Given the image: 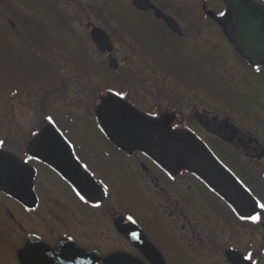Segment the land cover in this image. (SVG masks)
<instances>
[{"label": "flooded vegetation", "instance_id": "obj_1", "mask_svg": "<svg viewBox=\"0 0 264 264\" xmlns=\"http://www.w3.org/2000/svg\"><path fill=\"white\" fill-rule=\"evenodd\" d=\"M58 1H47L49 8ZM60 1L70 10L69 29L88 34L89 43L77 35L84 54L57 41L47 24L6 17L1 25L9 31L1 70L24 87L3 88L0 105H27L40 119L26 135L24 122L5 121L0 140L21 161L36 153L35 136L61 96L90 119H53L62 139L52 136L59 147L51 154L64 162L66 179L39 159L26 164L33 171L30 204L0 190V264H264V219L241 220L242 212L197 175L121 148L94 118L111 93L123 91L122 101L138 114L195 138L264 202V66L228 39L217 21L223 2L149 0L155 11L132 0ZM124 10L132 13L128 22ZM96 30L108 34L110 52L96 48ZM100 57L117 65L110 86ZM249 252L252 261L243 259Z\"/></svg>", "mask_w": 264, "mask_h": 264}, {"label": "water", "instance_id": "obj_2", "mask_svg": "<svg viewBox=\"0 0 264 264\" xmlns=\"http://www.w3.org/2000/svg\"><path fill=\"white\" fill-rule=\"evenodd\" d=\"M146 1V3H142ZM226 12L218 22L229 39L250 62L264 65V7L251 0H222ZM137 8H154L148 0H133ZM161 15V14H159ZM169 24L168 18H165ZM92 39L102 51L110 50L107 35L93 32ZM111 68H116L113 62ZM100 112V118L108 136L124 149L139 148L148 152L167 168H184L192 171L214 187L242 212H250L252 199L215 162L209 154L190 136L172 133L164 125L148 122L124 103L110 99ZM51 127L43 128L36 141L47 143L56 136ZM58 139V138H56ZM40 159L51 164L67 177L64 162L52 150H37ZM64 160V159H63ZM31 172L18 159L0 150V189L12 197L29 204ZM80 190V184H75ZM247 205V206H246Z\"/></svg>", "mask_w": 264, "mask_h": 264}, {"label": "rangeland", "instance_id": "obj_3", "mask_svg": "<svg viewBox=\"0 0 264 264\" xmlns=\"http://www.w3.org/2000/svg\"><path fill=\"white\" fill-rule=\"evenodd\" d=\"M52 1V0H47ZM187 0H183L185 2ZM187 3V2H186ZM185 3V4H186ZM55 6L56 9L49 8L46 0H3L0 3V45L4 40H7V35L9 31L5 30L1 27L2 24L6 23V17H9L11 22L13 23H28L32 24L43 23L49 25L47 28L50 30V34L54 36L57 41H60L64 46L68 47L72 52L80 55L84 54L83 49L81 48V44L79 43L78 36L86 34V41L88 42V34L80 31H73L69 29L67 26L66 18H70V10L66 4V2L58 1ZM3 8H6V14H2L4 12ZM15 11V12H14ZM126 15V22L131 17V12L124 10ZM89 43V42H88ZM86 49H90L87 45ZM102 60V69L105 82L112 81L114 74L110 68H108V63L106 57H100ZM1 67L4 68V65L0 64V97L2 93V89H19L21 90L24 86L21 85L20 81L14 78H10L7 73L4 72V69L1 70ZM19 73H24L22 70H18ZM26 91L28 88H25ZM1 100V98H0ZM55 101V99H54ZM51 102L52 107L50 108L51 117L55 120L61 119H75L77 116V120L85 121L89 120L90 116L84 115L83 112L78 111L64 101V96H61L60 99H56L55 102ZM1 102V101H0ZM40 113L37 114L31 107L27 105H22L20 107H16L11 110L9 108H4L0 105V125L2 123H6L5 121H22L26 128H22L21 130L24 132V135L28 131H31L34 126L38 125L37 120L40 119ZM64 114H68L67 117L64 118ZM92 114V112H91Z\"/></svg>", "mask_w": 264, "mask_h": 264}, {"label": "snow or ice", "instance_id": "obj_4", "mask_svg": "<svg viewBox=\"0 0 264 264\" xmlns=\"http://www.w3.org/2000/svg\"><path fill=\"white\" fill-rule=\"evenodd\" d=\"M260 69L258 68L257 71H259ZM109 92H112V89H109ZM113 96L114 97H118L120 98V100H123L125 98V94L123 91H115L113 92ZM104 103L110 104L112 103V101L110 100H105ZM47 120L50 124H54L53 118L51 116L47 117ZM60 136L62 137V133L60 134ZM4 146V141L0 140V148H3ZM39 150H52L55 151L59 145L56 143V140L53 139L47 143H38L37 145ZM40 159V154L39 151L36 153H33L32 155H27L26 158L23 159L22 164H28L30 161L31 162H35L36 160ZM85 169H87V166H84ZM85 179L87 180V177H85ZM75 190V189H74ZM105 191H107V189L105 188ZM244 192L248 194L249 197H251V193L250 190L248 189H244ZM76 194L77 196H79V198L81 200H85V196L81 194L80 191L76 190ZM247 206V205H246ZM257 209H260V211H257ZM235 211V209H234ZM239 218L241 220H251L252 223H258V222H262V219H264V202H261L260 200H254V203L251 206V211L247 214V215H243V214H239ZM129 220H132V217L129 216L128 217ZM137 238V234L133 233V239ZM71 239V238H69ZM31 250L26 249V252H29ZM55 251V250H53ZM229 259H232L231 256H229ZM244 260L247 261H252L253 260V253L249 252L246 255L243 256ZM49 264H51V262L49 261ZM233 264H236L235 261H233Z\"/></svg>", "mask_w": 264, "mask_h": 264}]
</instances>
